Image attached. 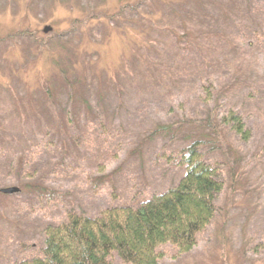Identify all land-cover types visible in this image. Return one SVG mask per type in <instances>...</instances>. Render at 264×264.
<instances>
[{
  "label": "rangeland",
  "instance_id": "obj_1",
  "mask_svg": "<svg viewBox=\"0 0 264 264\" xmlns=\"http://www.w3.org/2000/svg\"><path fill=\"white\" fill-rule=\"evenodd\" d=\"M126 1L140 0H0V190L18 189L0 194V264L37 254L44 228L64 221L68 211L94 217L106 208L137 206L176 186L184 174L179 152L205 136L218 138L217 150H203L206 162L218 164L224 183L217 215L191 252L178 255L169 245L160 247L159 264H264V254L252 251L264 243V0H229L231 14L223 19L219 5L227 0H213L206 21L203 11L189 20L209 25L190 31L191 39L198 34L203 43L190 40L179 50L167 46L166 28L177 29L178 42L185 41L174 10L189 3L183 13L190 15L197 11L194 0L166 6L146 0L136 12L115 18ZM157 13L156 23L151 19ZM87 15L98 19L78 32V21ZM116 26L145 31L144 41L155 42L156 76L133 82L129 73L142 76L147 60L141 49L131 48L126 60L131 69L117 76L118 86L97 94L110 83L102 69L123 70L122 31L113 30ZM45 27L51 30L44 33ZM55 62L64 64L69 79L83 69L93 74L95 67L101 74L95 80L103 84L77 83L91 97L72 100L71 125L58 122V113L69 105L66 89L57 91L56 114L36 85ZM209 84L212 99L205 103L200 86ZM82 100L100 110L103 127H95L93 112L79 119L78 111L86 109ZM227 110L239 114L251 131L247 142L227 129L215 135L206 127L208 120L217 126L215 114ZM53 114L55 124L46 129ZM163 127L166 131L154 134ZM37 184L53 193L39 196ZM113 263L122 264L115 257Z\"/></svg>",
  "mask_w": 264,
  "mask_h": 264
},
{
  "label": "trees",
  "instance_id": "obj_2",
  "mask_svg": "<svg viewBox=\"0 0 264 264\" xmlns=\"http://www.w3.org/2000/svg\"><path fill=\"white\" fill-rule=\"evenodd\" d=\"M144 1L146 0H140L137 4H129L130 2L126 1L124 5L119 6L118 13H116L114 17L121 18L127 10L136 12L140 6L139 4ZM160 1L166 6L169 5L171 1H174L175 4V2L179 0ZM223 1L224 0H217V3ZM215 2H213V0H194L193 9L197 11L192 12L190 15L189 10L187 13H183L184 10L188 9L189 3H186L184 6L176 5L174 15L178 17L180 30L184 31L186 39L185 41L181 40L178 42L177 29L171 30L170 27H167V37H169L167 46L169 49L176 48L179 50L181 44H187V42L194 39V41L203 43L202 38L197 37L200 35L197 34V36H194L196 38L191 39L189 34L190 31L191 33L195 32L194 27L203 31L207 29L209 25L206 26V23L202 24L197 20L195 24L190 22L193 17L198 19L202 11L203 13L206 12V15H202V19H207L208 13L206 10L208 6ZM225 3L227 4L219 5L221 12H219L218 18L221 17L223 19V17H229L231 14L229 10L230 1L227 0ZM157 15H159V13L154 15L151 19L153 21L155 20L156 23L158 21ZM96 19L98 18L93 19L90 15H87L84 19H78V27L80 28L78 32L86 28L88 21L93 22V20ZM108 19H110V22L114 23L112 16ZM158 19H161V17L159 16ZM75 20L76 19L72 20V23L76 22ZM156 29L160 30L161 27L156 26ZM113 30L122 31L121 39L123 41V46L120 59L122 60L123 58V70L119 69L121 66L117 68L115 65L107 67L106 70L102 69V73L104 72L105 74L103 77L106 78L105 82L110 81V83H107L105 87L102 85L99 86L96 89L97 94L102 93V91H100L101 89L103 91L108 90V87H111V85L118 86L117 76L122 74L123 71H126L127 68L131 69L130 65H126V60L128 58L127 51L130 52L131 48L136 49L138 47V49H141L144 54V59L146 58L147 60V62L143 61V67L146 71L142 73V76L129 73L133 82L137 83L140 78L146 82H151L156 76L153 71L155 65L152 64V60L155 59L152 55V49L156 44L155 42L144 41L145 31L140 30L139 33H136V31L131 30L130 27L125 28L119 26L114 27ZM22 32L25 33V31ZM29 36L33 37L34 34L31 33ZM132 44L134 47H132ZM81 49L80 52L83 50ZM189 56H191L190 53ZM205 57L209 58L208 55H205ZM63 65V63L57 64L55 62L54 70L51 74L43 75L36 85L39 86L43 92L45 106L47 105L46 107L50 108V111L56 112V114L58 113L56 109L58 100L56 97L57 91H60V88L66 89L69 105L67 109L61 111L62 115L58 113V122L64 119L66 124L68 123V125H71V116L75 115L72 111V100L91 97L83 95L77 87H80L79 85L82 83L91 86L93 83L103 84V82L98 80V78L96 79L99 83L95 82L97 81L95 77L101 75L100 73H96L98 72L97 67L94 68L93 74L90 73V70L88 71L87 69L86 72V70L83 69L84 73H82V75H76L74 79H69L70 72H68ZM41 74V72H38L37 76ZM86 74L87 76H85ZM71 77L73 78V75H71ZM210 88H212L210 84L200 86L205 96L203 99L205 103H208L212 99ZM91 91L92 90H90V93ZM116 91H119V89H116ZM87 102L88 100H82V104L86 109L78 111L79 119L81 120V117H83V120H85L88 114L93 112V119L96 123H94V125L96 128L100 129L103 127V119L100 110L95 107H87ZM29 109L30 108H27V110ZM56 116L57 115L53 114L43 127L47 125V129L53 126L55 122L53 120L52 123L51 120ZM213 119L216 121L215 125L217 126H211L212 123L208 120L206 127H208L209 131L211 128L215 135H218L219 130L223 128L237 136L242 142H247L250 139L251 131L246 127L241 116L235 111L227 110L220 115L217 113ZM32 122L33 119L30 117L29 126H31L30 124ZM193 125L194 124H192V126ZM166 129L167 128L164 127L157 129L154 134L166 131ZM217 139L214 140L213 138L205 136L202 140H192L179 152L177 165L183 168L184 174L176 186L168 188L161 194L152 195L148 200L137 206L106 208L94 217L68 211L64 221L44 228V241L37 254L14 264H114V257L122 264H159L163 254L158 249L162 246L169 245L176 250L178 255L191 252L197 245L198 235L212 223L217 215L218 208L216 206V200L222 193L224 187L219 168L217 167L218 164H209L204 160L203 154V150L207 146L210 147L209 151L211 152L218 149V147H216L218 146L216 142ZM212 140L214 142H212ZM209 143L214 144L208 145ZM33 173L35 174V172ZM230 175L233 181L234 177L232 171H230ZM30 177L32 176L30 175ZM27 186L32 187V185ZM24 187H26V184L22 185L20 191H23ZM34 189H36L39 196L50 192V194L53 193L52 189L48 190L41 184L35 185ZM0 194L2 193L0 192ZM252 251L255 254H264V243L256 245L253 247Z\"/></svg>",
  "mask_w": 264,
  "mask_h": 264
},
{
  "label": "water",
  "instance_id": "obj_3",
  "mask_svg": "<svg viewBox=\"0 0 264 264\" xmlns=\"http://www.w3.org/2000/svg\"><path fill=\"white\" fill-rule=\"evenodd\" d=\"M50 30L51 29L49 27H45L44 30H43V32L44 33H47ZM0 192L2 194H5V195H12V194H16L18 192V189L15 188V187H12V188L1 189Z\"/></svg>",
  "mask_w": 264,
  "mask_h": 264
}]
</instances>
